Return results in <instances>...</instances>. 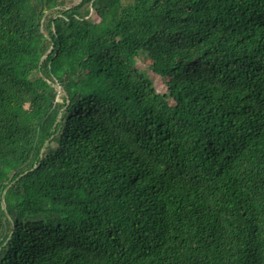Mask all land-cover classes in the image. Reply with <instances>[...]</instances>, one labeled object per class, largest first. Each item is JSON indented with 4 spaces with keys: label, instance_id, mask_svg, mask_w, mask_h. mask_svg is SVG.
I'll return each mask as SVG.
<instances>
[{
    "label": "trees",
    "instance_id": "1",
    "mask_svg": "<svg viewBox=\"0 0 264 264\" xmlns=\"http://www.w3.org/2000/svg\"><path fill=\"white\" fill-rule=\"evenodd\" d=\"M0 264H264V0H0Z\"/></svg>",
    "mask_w": 264,
    "mask_h": 264
},
{
    "label": "rangeland",
    "instance_id": "2",
    "mask_svg": "<svg viewBox=\"0 0 264 264\" xmlns=\"http://www.w3.org/2000/svg\"><path fill=\"white\" fill-rule=\"evenodd\" d=\"M82 0H67V6H70L71 4L74 3V5H79L81 4ZM102 12L101 11H95L93 8L90 7V15L89 18H91L93 21L95 22H99L101 17H102ZM149 64H150V60L149 59H145V60H138L137 66L141 69H145L149 72ZM152 79L154 81V84L156 85V88L160 91V92H165L166 91V87L163 84V81L157 77V76H152Z\"/></svg>",
    "mask_w": 264,
    "mask_h": 264
},
{
    "label": "water",
    "instance_id": "3",
    "mask_svg": "<svg viewBox=\"0 0 264 264\" xmlns=\"http://www.w3.org/2000/svg\"><path fill=\"white\" fill-rule=\"evenodd\" d=\"M49 53H50V52H49ZM49 53H48V54H49ZM48 54L44 57V59H46V57L48 56ZM58 91H59L60 94L65 95V93H64L62 90L58 89ZM2 204H3V208L6 209L5 193L3 194Z\"/></svg>",
    "mask_w": 264,
    "mask_h": 264
}]
</instances>
